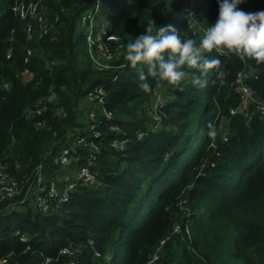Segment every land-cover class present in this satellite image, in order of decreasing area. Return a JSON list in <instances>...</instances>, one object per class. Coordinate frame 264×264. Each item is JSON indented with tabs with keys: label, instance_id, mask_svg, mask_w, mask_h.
I'll use <instances>...</instances> for the list:
<instances>
[{
	"label": "trees",
	"instance_id": "obj_1",
	"mask_svg": "<svg viewBox=\"0 0 264 264\" xmlns=\"http://www.w3.org/2000/svg\"><path fill=\"white\" fill-rule=\"evenodd\" d=\"M14 2L0 0V160L19 179L42 163L49 178L58 170L59 151L83 137L98 148L97 183L76 186L47 213L28 202L11 208L0 202V259L61 264L69 256L60 250L71 246L79 264H146L179 224L181 232L164 246L163 264H264V117L252 113L247 122L233 87L236 75L250 68L255 74L245 84L264 100V63L201 49L206 58L221 60L223 83L216 70L205 76L185 65L183 92L159 77H148L146 92L139 86L146 66L133 68L126 59L128 43L151 19L154 28L174 27L181 40L189 21L206 32L217 20V0H49L57 30L39 41L27 40L25 21L11 10ZM238 8L261 12L264 0H245ZM91 12L97 27L118 38L112 70L98 72L87 56L80 18ZM193 76L208 84L194 86ZM156 83L166 101L153 113ZM95 87L104 89V108L114 117L98 116L87 125L79 121L81 107ZM38 108L40 115L27 114ZM223 118L226 140L210 137L208 124L217 133ZM39 121L44 126L36 128ZM114 140L124 141V148H112Z\"/></svg>",
	"mask_w": 264,
	"mask_h": 264
},
{
	"label": "built area",
	"instance_id": "obj_2",
	"mask_svg": "<svg viewBox=\"0 0 264 264\" xmlns=\"http://www.w3.org/2000/svg\"><path fill=\"white\" fill-rule=\"evenodd\" d=\"M49 0H15L11 10L14 16L20 20L25 21V33L27 40L39 41L44 37L56 32V24L59 17L56 14H49L48 12ZM61 1V0H53ZM186 31L182 35V40L193 39L198 41L206 35V32L197 26L194 22H187ZM80 27L83 31V37L86 44L87 56L94 68L98 72L108 71L113 69L112 63L117 60L118 48L116 46L118 38L107 33L105 27H97L95 24V13L83 14L80 18ZM31 55V50L28 49L24 62H27L28 56ZM247 72L254 70L246 68L239 72L233 82V87L239 95L240 106L244 108L243 115L247 122L251 120L252 113H258L259 117H264V100L257 98L256 94L251 92L249 87L245 84V79L248 78ZM251 76H254L251 75ZM5 91H8L9 84L3 83L1 86ZM105 91L102 87L92 88L87 92L86 98L89 103L96 106L89 111H85V116L82 114L81 118L87 125L94 123L98 116L106 119H112L114 114L104 108ZM52 99V98H51ZM166 101L163 94L162 87L156 83L153 100L151 104V111L155 113L159 105ZM239 106V107H240ZM252 106L254 110L249 112V107ZM83 111V110H82ZM84 113V112H83ZM28 115L41 114V109L34 111L27 110ZM80 118V120H81ZM158 119V118H157ZM44 126L42 121L36 122L35 127L40 128ZM91 132L94 133V126L91 125ZM110 131L117 132V126H111ZM98 136V133H94ZM226 140V137L225 139ZM124 141L114 140L111 147L115 149L124 148ZM78 147L87 151L85 156L80 155ZM97 146L93 142H87L83 137H78L69 146L59 151L55 157V164L58 170L52 177L46 178L44 172V164L39 163L30 174V177L19 179L14 172L9 169L7 163L0 160V202H8V206H12L33 202V207L40 212L47 213L58 208L59 204L69 199L71 192L78 185H96L97 176L93 169L95 165ZM213 165V163L211 164ZM18 164L14 169L18 170ZM59 171V172H58ZM179 224H174L172 230L165 234L158 244L151 251L146 264H163L162 256L163 249L167 241L171 237L180 233ZM186 233L189 230L185 229ZM75 249L71 246L63 247L60 250L61 255L69 256V259L61 264H79L74 258ZM57 259L52 261L47 259L45 264H56ZM6 259H0V264H5Z\"/></svg>",
	"mask_w": 264,
	"mask_h": 264
},
{
	"label": "clouds",
	"instance_id": "obj_3",
	"mask_svg": "<svg viewBox=\"0 0 264 264\" xmlns=\"http://www.w3.org/2000/svg\"><path fill=\"white\" fill-rule=\"evenodd\" d=\"M244 2L245 0H217V20L207 28L199 46L190 38L182 41L171 25L154 28L155 21H148L144 33L127 45L126 59L131 67L136 68L139 64L142 68H147V73L140 71L139 86L146 92L150 91L148 77H159L161 81H167L183 92L181 81L188 75L182 70L185 65L205 76L216 70L217 78L223 83L226 73L221 67V60L206 58L201 49L208 53L215 50L219 55L234 53L241 60L251 58L257 63H264V11L246 13L238 8ZM191 82L200 88L208 84V80L200 76H193ZM208 128V135L215 137L216 131L211 122Z\"/></svg>",
	"mask_w": 264,
	"mask_h": 264
},
{
	"label": "rangeland",
	"instance_id": "obj_4",
	"mask_svg": "<svg viewBox=\"0 0 264 264\" xmlns=\"http://www.w3.org/2000/svg\"><path fill=\"white\" fill-rule=\"evenodd\" d=\"M184 1V0H183ZM191 1H195V0H191ZM186 2V1H185ZM251 74H252V72H247L246 71V75L248 76V77H250L251 76ZM93 108H96V106L95 105H93V104H91V103H89L88 102V100H87V98L85 99V101H84V107H83V109H84V116H85V111H89V110H91V109H93ZM243 110H244V108L242 107V106H240L239 108H238V112H240L241 114H243L242 112H243ZM244 116V115H243ZM228 130H229V127H228V120L227 119H225V118H223V119H221V121H220V123H219V125H218V128H217V138H220V139H225V137H226V135H227V133H228ZM29 205L30 206H32L33 207V202L32 201H30L29 202ZM120 256H121V253H120ZM172 262V263H171ZM169 263H171V264H179V262H178V259H175V260H172V261H170Z\"/></svg>",
	"mask_w": 264,
	"mask_h": 264
},
{
	"label": "crops",
	"instance_id": "obj_5",
	"mask_svg": "<svg viewBox=\"0 0 264 264\" xmlns=\"http://www.w3.org/2000/svg\"><path fill=\"white\" fill-rule=\"evenodd\" d=\"M253 74H255V71H253L251 75H253ZM83 107H84V102L82 103V107H81V110L84 111ZM80 118H81V116H80ZM79 121L83 122L82 118H81V120L79 119Z\"/></svg>",
	"mask_w": 264,
	"mask_h": 264
}]
</instances>
